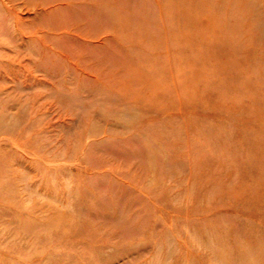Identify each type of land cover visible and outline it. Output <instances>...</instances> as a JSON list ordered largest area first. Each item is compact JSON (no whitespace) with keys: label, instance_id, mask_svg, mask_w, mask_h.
<instances>
[{"label":"rangeland","instance_id":"1","mask_svg":"<svg viewBox=\"0 0 264 264\" xmlns=\"http://www.w3.org/2000/svg\"><path fill=\"white\" fill-rule=\"evenodd\" d=\"M0 264H264V0H0Z\"/></svg>","mask_w":264,"mask_h":264}]
</instances>
